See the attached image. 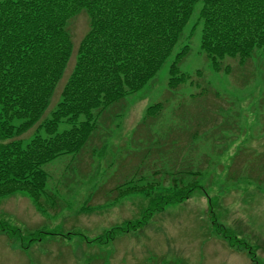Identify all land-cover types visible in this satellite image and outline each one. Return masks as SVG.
<instances>
[{
    "label": "rangeland",
    "instance_id": "obj_1",
    "mask_svg": "<svg viewBox=\"0 0 264 264\" xmlns=\"http://www.w3.org/2000/svg\"><path fill=\"white\" fill-rule=\"evenodd\" d=\"M201 7L202 2L196 3L182 38L156 76L128 96L117 115L108 113L100 122L102 141L89 144L80 157L61 156L44 166L50 175L47 189L60 198L58 211L42 214L19 194L0 197V222L21 230L17 234L0 230V264H256L252 256L264 264V53L256 50L244 65L227 59L231 74L215 71L201 48ZM68 28L74 54L45 117L57 107L89 29L86 11ZM186 45L191 50L180 68L195 83L171 90L170 67ZM158 102L166 103L162 118L149 123L147 108ZM190 110L198 123L185 131L197 129V124L198 136L180 162L202 172L198 179L202 188L155 212L138 229L107 238L112 228L142 219L150 208L145 196L128 193L115 199L112 189L154 170H170L171 158H179L172 143H179L178 128L186 124L181 118L186 121ZM145 132L149 136L142 140L129 138ZM34 134L30 129L23 140L30 141ZM157 138L166 143L161 152L152 153L155 162L149 166L146 144L160 141ZM100 145H104L100 153L90 151ZM214 220L233 239L221 234Z\"/></svg>",
    "mask_w": 264,
    "mask_h": 264
},
{
    "label": "trees",
    "instance_id": "obj_2",
    "mask_svg": "<svg viewBox=\"0 0 264 264\" xmlns=\"http://www.w3.org/2000/svg\"><path fill=\"white\" fill-rule=\"evenodd\" d=\"M198 2H202L201 48L215 71L231 74L227 59L244 65L256 50L264 53V0H1L0 197L24 194L42 214L58 211L60 198L47 189L50 175L44 166L61 156L79 157L89 144L102 141L100 122L108 113L117 115L127 97L156 76L182 38ZM82 11L89 17V29L79 43L57 107L45 117L74 54L69 24ZM190 50L186 45L177 52L169 89L194 85L193 76L180 68ZM165 108V102L150 105L145 120H160ZM189 112L186 121L181 118L186 124L178 131L197 122L194 110ZM33 128L34 137L24 141L23 135ZM103 146L92 152H100ZM173 159L170 170H154L150 176L133 177L112 189L115 199L141 194L149 199L150 208L142 219L112 228L107 238L138 229L155 212L183 202L202 188L198 181L202 172L173 170ZM216 225L233 239L227 228ZM0 230L21 233L7 222H0ZM252 260L258 264L254 256Z\"/></svg>",
    "mask_w": 264,
    "mask_h": 264
},
{
    "label": "crops",
    "instance_id": "obj_3",
    "mask_svg": "<svg viewBox=\"0 0 264 264\" xmlns=\"http://www.w3.org/2000/svg\"><path fill=\"white\" fill-rule=\"evenodd\" d=\"M195 127H197V124H194ZM178 135L176 136V139L179 141V143L177 142V149L179 150L178 153V161H176L177 163H179L180 165H182V162L184 158H186V152H188L190 149L188 148L189 145H192V141L195 140V137L198 136L197 133H192V132H186V131H179L177 132ZM135 138V136L130 135L129 138ZM151 139H155V137H152ZM160 139V138H157ZM197 149V147H194L191 150H195ZM183 158V159H182ZM186 166H190L189 164H184Z\"/></svg>",
    "mask_w": 264,
    "mask_h": 264
}]
</instances>
